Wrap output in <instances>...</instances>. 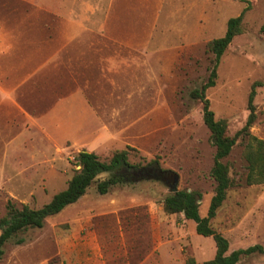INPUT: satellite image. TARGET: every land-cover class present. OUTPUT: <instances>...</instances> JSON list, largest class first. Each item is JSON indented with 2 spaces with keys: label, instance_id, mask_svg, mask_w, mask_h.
Masks as SVG:
<instances>
[{
  "label": "rangeland",
  "instance_id": "rangeland-1",
  "mask_svg": "<svg viewBox=\"0 0 264 264\" xmlns=\"http://www.w3.org/2000/svg\"><path fill=\"white\" fill-rule=\"evenodd\" d=\"M247 6L241 32L220 60L216 85L206 92L231 137L246 124L253 84L264 82V0H0V219L8 203L39 209L67 188L79 170L74 157L86 151L93 131L97 134V118L114 120L118 129L116 140L99 149L102 161L124 150L142 168L157 161L139 181L106 195L91 186L42 229L7 243L0 264H186L189 257L206 264L214 259L212 238L198 235L195 223L182 214L165 213L170 188L153 172L178 174V189L199 193V212L206 217L216 188L211 176L216 149L203 105L190 93L213 68L208 43L223 37L228 21ZM74 16L86 25L101 21L107 39L97 54L94 43L83 42L91 34L70 33L71 46L86 50V62L94 65L84 78L73 67L74 75L65 73L62 81L92 84L84 94L97 118L91 116L90 127L67 138L41 121L56 101L53 79L46 72L30 76L54 50L44 42L51 34L46 27L58 25L62 45L69 33L62 20ZM1 101L18 103L27 114ZM254 105L250 132L264 140V87L256 89ZM225 163L233 186L211 226L229 241L228 254L264 247V184L246 185L241 143ZM238 264H264V255Z\"/></svg>",
  "mask_w": 264,
  "mask_h": 264
},
{
  "label": "trees",
  "instance_id": "trees-1",
  "mask_svg": "<svg viewBox=\"0 0 264 264\" xmlns=\"http://www.w3.org/2000/svg\"><path fill=\"white\" fill-rule=\"evenodd\" d=\"M233 1L241 2L243 0ZM248 9L249 6L244 9L240 16L228 21L227 31L223 37L208 43V51L213 56V68L201 88L194 89L190 93L192 99L199 100L203 105V121L211 133V141L216 149L214 166L211 171L216 188L207 215L206 217L200 215L201 195L197 192L188 190L171 192L163 203L166 214H182L185 220L195 223L198 235L214 240L216 255L213 260L206 262V264H238L244 257L264 255V247L261 245L235 250L228 254L229 241L211 226L212 220L216 217L217 212L227 199L228 191L233 186L229 166L225 161L239 143L244 146V160L247 170L246 185L264 184V140L253 136L250 132L256 121V107L254 105L256 89L264 87V82L253 84L249 96V116L246 124L233 137L228 135L227 122L216 119L210 108V100L206 95L207 90L216 85L220 60L235 37L240 34L243 17ZM128 149L130 148L128 147ZM154 164H157V161L143 168L132 164L129 161L128 150L116 151L109 161H102L93 152L81 151L77 153L74 157V165L79 167V170H76L68 181L67 188L55 194L49 203L39 209L8 203L6 214L0 219V261L5 254L4 247L13 238L32 229H42L49 218L60 214L67 207L76 204L83 198L91 186L96 185L97 193L106 195L115 187L139 181L142 177L140 176L142 171ZM23 243L22 239L18 241V244ZM186 264H196V262L192 257H189Z\"/></svg>",
  "mask_w": 264,
  "mask_h": 264
},
{
  "label": "crops",
  "instance_id": "crops-1",
  "mask_svg": "<svg viewBox=\"0 0 264 264\" xmlns=\"http://www.w3.org/2000/svg\"><path fill=\"white\" fill-rule=\"evenodd\" d=\"M62 21L61 25H65L69 32L64 40V44H57L59 40L56 32L58 31V25L50 26V28L46 27V30L51 34L47 35L46 38L44 37L46 39L44 42L46 45L54 47V50L38 68L32 71L30 77H37L40 73L46 72V77L50 76L53 79L51 88L55 93L56 101L48 108L47 112L43 113L41 121L51 122L53 132L66 133L67 138H70L90 127L89 122L91 121V116L96 117V112H93L95 110L92 108V103L88 95L84 94V92L90 90L92 84L89 82L77 83L76 81L66 84L62 81L64 77L63 74L74 75L73 67L80 68L82 70V77L84 78L87 69L94 65V63L90 65L89 62H86L88 60L86 58V50H82L78 46H71L72 36H70V33L72 34L74 31H80L94 35L93 37L88 35V38L83 37V42L85 41L87 44L91 42V45L94 43L97 54L101 53L102 44L104 46V40L107 38L104 34L105 26L102 25L101 21H99V24H94L90 21L88 25H86L87 21H85V19H79L77 16ZM6 47L7 45L5 43V52L8 50ZM85 65L88 67H85ZM61 71H63V73ZM17 87L20 88L21 84ZM1 103H7L11 108L26 113L24 112L23 106H20L18 103L10 101H1ZM97 119L100 122L97 134L93 131L95 135L92 137L93 141H90V144L87 143L89 145L87 146L86 144V147L83 148L86 151L96 154L99 153V149L103 148V146L105 147L108 143L114 142L118 137L116 133L118 129L114 127V120L110 118H106L104 121L101 120V118ZM44 134L46 137L50 138L47 133ZM60 136L63 137V135ZM65 142L70 143L68 139Z\"/></svg>",
  "mask_w": 264,
  "mask_h": 264
},
{
  "label": "water",
  "instance_id": "water-1",
  "mask_svg": "<svg viewBox=\"0 0 264 264\" xmlns=\"http://www.w3.org/2000/svg\"><path fill=\"white\" fill-rule=\"evenodd\" d=\"M158 170V169H157ZM158 175V180H161L170 188V192L175 193L179 191L178 183H179V176L174 172L168 171H159L156 174V171L153 172V176ZM148 177V176H147ZM152 177V176H151ZM200 203V202H199Z\"/></svg>",
  "mask_w": 264,
  "mask_h": 264
}]
</instances>
